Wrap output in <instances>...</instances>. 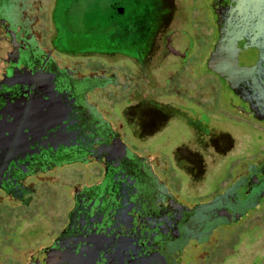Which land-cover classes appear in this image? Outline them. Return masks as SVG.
Wrapping results in <instances>:
<instances>
[{
  "label": "flooded vegetation",
  "instance_id": "obj_1",
  "mask_svg": "<svg viewBox=\"0 0 264 264\" xmlns=\"http://www.w3.org/2000/svg\"><path fill=\"white\" fill-rule=\"evenodd\" d=\"M51 4L0 0V264L214 258L264 207V9L234 41L230 0H108L118 45L72 49ZM55 183L62 209L21 240Z\"/></svg>",
  "mask_w": 264,
  "mask_h": 264
},
{
  "label": "rangeland",
  "instance_id": "obj_2",
  "mask_svg": "<svg viewBox=\"0 0 264 264\" xmlns=\"http://www.w3.org/2000/svg\"><path fill=\"white\" fill-rule=\"evenodd\" d=\"M53 0L51 4V22L56 30V37L62 42L66 48H89L95 49L106 48L109 41H113V47L118 45L115 42L118 37L117 30L114 34L109 33L106 29V23L100 17L101 13H105L106 0ZM185 0H179L182 4ZM102 3V5L100 4ZM71 3V6L69 5ZM69 6V7H68ZM68 7V8H67ZM82 24V25H81ZM87 32V33H86ZM211 36V35H210ZM109 38H112L110 40ZM109 39V41H108ZM76 45V46H75ZM111 45V46H112ZM120 47H123L119 45ZM252 143V138H248L247 144ZM75 168L66 167L57 172V177L67 181L74 179ZM67 188L61 184L48 185L41 189L40 197L37 200L38 205L41 207L42 216H39L34 221L32 227L21 228L22 233L19 236L21 240L33 239L36 236H43L45 234V216L44 212H52V208L55 212H59L62 209V202L64 203L65 194ZM255 209V210H254ZM251 215L243 217V221L238 223L244 232L241 235H235V230L231 232V235L227 236L220 245L216 248L214 258L208 257L204 264H218L221 257L225 256L231 247V245L240 246L237 250V254L234 253L236 259L234 264H264V207L254 208ZM44 215V216H43ZM250 216V217H249ZM248 218V220H244ZM43 219V220H42ZM25 227V228H24ZM236 241V242H235ZM240 241V243H239ZM186 254L184 264H191V254L193 251L189 249ZM6 256L12 257L11 251L7 250L3 253ZM21 254L18 252V255ZM233 256V255H232ZM230 259L229 262L233 261ZM228 262V263H229Z\"/></svg>",
  "mask_w": 264,
  "mask_h": 264
},
{
  "label": "water",
  "instance_id": "obj_3",
  "mask_svg": "<svg viewBox=\"0 0 264 264\" xmlns=\"http://www.w3.org/2000/svg\"><path fill=\"white\" fill-rule=\"evenodd\" d=\"M230 1L234 3L232 10L234 11L235 14H231L229 16L230 19L227 20V24L225 27H227V29H230L229 37L233 38L235 41L237 40L238 37L239 38L248 37L250 35L249 34L250 32L256 31L255 30L256 26H258V23H256V20L258 17L263 15L264 0H230ZM240 5H242L246 9H243L241 7V10H240ZM252 6H254L255 9ZM250 8L253 10L254 13L251 11L249 12ZM237 9L240 12L237 11ZM241 13L242 14L245 13V16L243 17L241 21L237 22V15L239 16ZM251 14L252 16L256 15V19L255 17L251 18Z\"/></svg>",
  "mask_w": 264,
  "mask_h": 264
}]
</instances>
